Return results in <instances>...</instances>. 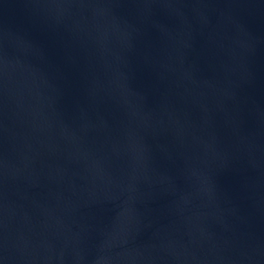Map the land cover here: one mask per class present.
I'll list each match as a JSON object with an SVG mask.
<instances>
[{
    "label": "water",
    "instance_id": "obj_1",
    "mask_svg": "<svg viewBox=\"0 0 264 264\" xmlns=\"http://www.w3.org/2000/svg\"><path fill=\"white\" fill-rule=\"evenodd\" d=\"M0 264H264V0H0Z\"/></svg>",
    "mask_w": 264,
    "mask_h": 264
}]
</instances>
